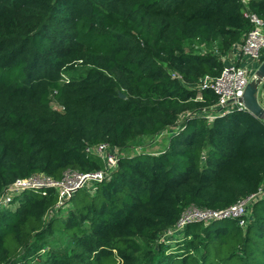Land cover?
Segmentation results:
<instances>
[{"label": "trees", "instance_id": "16d2710c", "mask_svg": "<svg viewBox=\"0 0 264 264\" xmlns=\"http://www.w3.org/2000/svg\"><path fill=\"white\" fill-rule=\"evenodd\" d=\"M244 10L264 19V0H0V195L33 174L104 169L89 145L120 149L64 217L47 219L63 207L53 186L0 207V264H264V195L244 225L192 221L178 253L160 241L188 207L223 209L264 184V121L200 113L219 100L202 77L252 28ZM178 123L161 152H121Z\"/></svg>", "mask_w": 264, "mask_h": 264}, {"label": "built area", "instance_id": "2783aa9c", "mask_svg": "<svg viewBox=\"0 0 264 264\" xmlns=\"http://www.w3.org/2000/svg\"><path fill=\"white\" fill-rule=\"evenodd\" d=\"M244 15L252 22V28L245 35L241 42L236 43L231 52L223 56L225 64L217 76L206 74L202 77L198 86L199 92L205 89H212L219 95V100L209 110H202L209 119L216 114H224L235 109L247 110L242 97L247 85L257 76V70L264 60V19L255 12L244 10ZM259 87V94L264 95L262 85ZM264 106V104L262 103ZM86 150L99 156L105 163L104 169L91 172L67 171L62 179H54L45 174H33L27 178L17 179L12 183L5 193L0 195V207L5 206L14 194L24 189H44L48 186L56 187L59 193L57 206H63L65 200L75 193L79 188L89 183H96L108 177L116 168L119 160L120 149L108 142H101L87 146ZM261 188L245 198L239 199L236 203L219 210L208 208L188 207L180 217L176 226L167 232L182 231L192 221H209L215 218L238 217L240 223L245 224V216L248 214V207H251L258 196L262 193ZM250 209V208H249ZM166 232V233H167ZM165 233V234H166Z\"/></svg>", "mask_w": 264, "mask_h": 264}, {"label": "rangeland", "instance_id": "374dc122", "mask_svg": "<svg viewBox=\"0 0 264 264\" xmlns=\"http://www.w3.org/2000/svg\"><path fill=\"white\" fill-rule=\"evenodd\" d=\"M187 50L190 52L206 53L210 51L211 49L207 45H204L199 42H195L191 45H188ZM261 88H262V91H264V84L262 85ZM259 100L261 103L264 104V95L262 93L259 94ZM54 105L56 106V104ZM178 130H179V123L176 126L165 129L164 131L158 134L140 137L132 141L130 143V147L122 150L121 152L130 153V154L138 153L141 151L149 152V153H159L168 146L171 136L175 134ZM86 187H88V189L92 192L95 191V186L92 185V183H89ZM262 188H263L262 193L258 196L257 199H259L261 196L264 195V184ZM70 205L71 204L68 202L66 205L64 204L63 207L59 211H55V212L53 211L52 213L50 212V214L47 215V219L51 217L53 214L55 215L56 213L63 217L66 216L67 209L70 207ZM15 207L16 205H14L12 209H14ZM249 208L250 207H248V214L250 213ZM182 237H183L182 231L171 230L167 232L166 234L164 233L161 236L160 241L167 243V246H166L167 253H171V254L178 253L179 251H181L180 247L182 244V239H183ZM54 238H56L52 240L54 244H58V243L65 244V245L70 244L68 239L64 238V236L59 234L58 232L55 234Z\"/></svg>", "mask_w": 264, "mask_h": 264}, {"label": "water", "instance_id": "95a60500", "mask_svg": "<svg viewBox=\"0 0 264 264\" xmlns=\"http://www.w3.org/2000/svg\"><path fill=\"white\" fill-rule=\"evenodd\" d=\"M264 78V60L257 70V76L247 85L242 101L250 113L264 121V106L259 100V87ZM121 96H125L123 93Z\"/></svg>", "mask_w": 264, "mask_h": 264}]
</instances>
